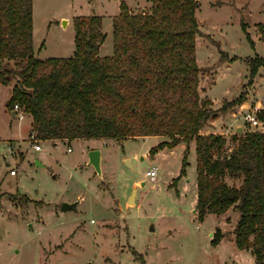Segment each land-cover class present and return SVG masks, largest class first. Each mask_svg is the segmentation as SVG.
<instances>
[{
	"label": "rangeland",
	"instance_id": "1",
	"mask_svg": "<svg viewBox=\"0 0 264 264\" xmlns=\"http://www.w3.org/2000/svg\"><path fill=\"white\" fill-rule=\"evenodd\" d=\"M122 2L132 13L152 8V0H34L36 56H73L75 20L97 15L107 35L100 56L113 55V22ZM197 18L200 95L219 113L208 123L217 119L214 129L228 139L264 131V67L252 82L248 64L264 58V0H199ZM11 93L12 86L0 83V264H232L236 211L208 214L204 221L195 212L194 140L155 154L154 147L171 139L34 141L32 119L25 112V120L18 119L8 107ZM241 94L244 99L234 103ZM247 113L259 124L251 125ZM212 127L207 124L202 134ZM92 149L102 151L101 176L89 163ZM153 167L158 176L152 180L146 173ZM75 201V209L61 210L63 202ZM217 228L225 237L213 246Z\"/></svg>",
	"mask_w": 264,
	"mask_h": 264
},
{
	"label": "trees",
	"instance_id": "2",
	"mask_svg": "<svg viewBox=\"0 0 264 264\" xmlns=\"http://www.w3.org/2000/svg\"><path fill=\"white\" fill-rule=\"evenodd\" d=\"M198 8L199 0H152L150 11L132 13L122 2L111 56H100L107 37L102 16H80L75 54L43 60L33 46L34 0H0V83L12 86L9 109L23 108L40 141L170 138L153 148L155 154L194 140L197 218L236 211L237 248L264 264V131L230 139L202 134L219 113L200 95ZM248 64L253 82L264 58ZM259 117L264 120V111ZM227 178L241 183L230 185ZM215 232L213 246L225 237L220 228Z\"/></svg>",
	"mask_w": 264,
	"mask_h": 264
},
{
	"label": "built area",
	"instance_id": "3",
	"mask_svg": "<svg viewBox=\"0 0 264 264\" xmlns=\"http://www.w3.org/2000/svg\"><path fill=\"white\" fill-rule=\"evenodd\" d=\"M14 112H15V117L18 115L17 118L20 119V120H23V118L25 117L24 113H23L25 111L23 110V108L19 104L15 105ZM244 118L253 126L259 124L258 117L256 115L252 114V113H247L246 115H244ZM31 136L34 139V141H39L37 139V137L35 136V134H31ZM34 148L36 150H41L42 147H41L40 144H34ZM69 150H72V148L69 147ZM12 152H13L12 148L9 147L8 151H7V154H9V153L13 154ZM11 170H12L11 174L12 175H16V170H14V169H11ZM146 176L148 178L152 179V180L155 179L158 176V167H153V169L149 170L146 173Z\"/></svg>",
	"mask_w": 264,
	"mask_h": 264
},
{
	"label": "water",
	"instance_id": "4",
	"mask_svg": "<svg viewBox=\"0 0 264 264\" xmlns=\"http://www.w3.org/2000/svg\"><path fill=\"white\" fill-rule=\"evenodd\" d=\"M12 115L15 116V112H12ZM237 130L239 132H242V128L238 127ZM89 163L96 169V171L98 172V174L101 176L102 175V168H101V163H102V151H100L99 149H92L89 152ZM127 164H130L129 160H126ZM137 191L135 190L131 196L130 199L134 198L136 195ZM79 204V202L75 201V202H63L61 210L63 212H68L69 210L75 209L77 207V205ZM153 230V227L151 228Z\"/></svg>",
	"mask_w": 264,
	"mask_h": 264
},
{
	"label": "crops",
	"instance_id": "5",
	"mask_svg": "<svg viewBox=\"0 0 264 264\" xmlns=\"http://www.w3.org/2000/svg\"><path fill=\"white\" fill-rule=\"evenodd\" d=\"M25 118H26V116L23 119L25 120ZM217 119L214 120L213 123H208L209 125H211L213 127H212L211 132H206V133L226 134L225 131H222V130L219 131V130L214 129L215 128L214 126H216L215 121H217ZM31 123H32V121H31ZM238 127H239V125H237L235 129L237 130ZM30 131H31V129H30ZM13 176H15V175H13ZM136 182H140V181H136ZM223 240H224V238H223ZM223 240L221 241V243L219 245H221L223 243ZM231 241L235 244V237L234 236L231 238ZM235 247H236V249H238L236 244H235ZM229 258H231L232 264H256V259L253 256L252 252L249 250L238 249L235 251V257H229Z\"/></svg>",
	"mask_w": 264,
	"mask_h": 264
},
{
	"label": "bare ground",
	"instance_id": "6",
	"mask_svg": "<svg viewBox=\"0 0 264 264\" xmlns=\"http://www.w3.org/2000/svg\"><path fill=\"white\" fill-rule=\"evenodd\" d=\"M132 199H133V198H132ZM132 199H131V200H132Z\"/></svg>",
	"mask_w": 264,
	"mask_h": 264
}]
</instances>
